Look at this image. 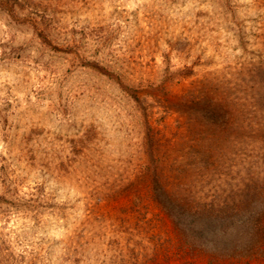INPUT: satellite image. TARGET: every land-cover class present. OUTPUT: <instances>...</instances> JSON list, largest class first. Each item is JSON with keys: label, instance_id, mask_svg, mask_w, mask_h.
Listing matches in <instances>:
<instances>
[{"label": "rangeland", "instance_id": "obj_1", "mask_svg": "<svg viewBox=\"0 0 264 264\" xmlns=\"http://www.w3.org/2000/svg\"><path fill=\"white\" fill-rule=\"evenodd\" d=\"M263 107L264 0H0V264H207L166 209L262 184Z\"/></svg>", "mask_w": 264, "mask_h": 264}, {"label": "trees", "instance_id": "obj_2", "mask_svg": "<svg viewBox=\"0 0 264 264\" xmlns=\"http://www.w3.org/2000/svg\"><path fill=\"white\" fill-rule=\"evenodd\" d=\"M262 179V184L243 182L211 200L203 198L201 179L177 188L174 208L166 209L179 236L177 254L186 262L203 257L207 264L264 261Z\"/></svg>", "mask_w": 264, "mask_h": 264}]
</instances>
